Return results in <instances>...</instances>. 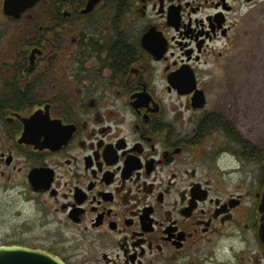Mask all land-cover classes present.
Masks as SVG:
<instances>
[{"label": "flooded vegetation", "instance_id": "af4514ba", "mask_svg": "<svg viewBox=\"0 0 264 264\" xmlns=\"http://www.w3.org/2000/svg\"><path fill=\"white\" fill-rule=\"evenodd\" d=\"M244 54L264 58V0H0V178L17 207L0 245L264 264V162L221 108Z\"/></svg>", "mask_w": 264, "mask_h": 264}, {"label": "rangeland", "instance_id": "374dc122", "mask_svg": "<svg viewBox=\"0 0 264 264\" xmlns=\"http://www.w3.org/2000/svg\"><path fill=\"white\" fill-rule=\"evenodd\" d=\"M252 24L250 27H253ZM244 52H251L250 35H246ZM242 76L237 80V92L231 91L223 95L221 108L230 103L231 117L237 125L251 138L255 145L264 148V58L251 59L250 55L242 56ZM26 207V205H25ZM11 186L6 185L0 178V244L10 242L13 225L16 223L17 212ZM23 210L22 218L28 217L29 209L20 204Z\"/></svg>", "mask_w": 264, "mask_h": 264}, {"label": "water", "instance_id": "95a60500", "mask_svg": "<svg viewBox=\"0 0 264 264\" xmlns=\"http://www.w3.org/2000/svg\"><path fill=\"white\" fill-rule=\"evenodd\" d=\"M260 211L262 220L259 230L260 241L264 244V191ZM0 264H65L57 256L46 251L16 245H0Z\"/></svg>", "mask_w": 264, "mask_h": 264}, {"label": "trees", "instance_id": "16d2710c", "mask_svg": "<svg viewBox=\"0 0 264 264\" xmlns=\"http://www.w3.org/2000/svg\"><path fill=\"white\" fill-rule=\"evenodd\" d=\"M231 126V125H230ZM228 127L229 128V130L230 129H232V126L231 127ZM242 144H243V146L245 147V146H247V147H249V148H251L252 146H251V144H250V142L249 141H247V140H245V139H242ZM257 159L260 161V162H264V148H261V147H258L257 148Z\"/></svg>", "mask_w": 264, "mask_h": 264}]
</instances>
